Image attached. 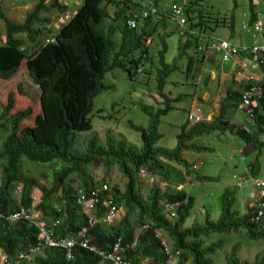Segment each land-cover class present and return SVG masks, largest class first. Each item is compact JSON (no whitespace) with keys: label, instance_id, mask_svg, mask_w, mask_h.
<instances>
[{"label":"trees","instance_id":"16d2710c","mask_svg":"<svg viewBox=\"0 0 264 264\" xmlns=\"http://www.w3.org/2000/svg\"><path fill=\"white\" fill-rule=\"evenodd\" d=\"M4 1L0 0V18H5L6 14ZM106 1L84 0L83 5L73 18L62 24L56 32L51 31V27H48L53 25L51 14H65L70 11V7L62 5L59 0H53L52 6L46 0H38L21 24L4 19L7 36L5 41H2L3 38L0 37V80L10 81L18 76L26 62L32 79L35 84L42 87L43 94L41 97L42 116L35 122L42 123L40 128L20 131L21 124L30 120L34 111L28 109L12 115L11 112L15 107L13 94L9 96L8 104L0 115V125L4 122L8 124L7 138L3 149L0 150V162H5L1 176L0 212L10 215L20 207L32 209L34 206L31 196L37 183L23 175L22 159L26 158L32 163L47 166L60 162L66 167L55 174L57 184L54 189L45 190L42 201L33 208V219L34 221L64 219V225L58 229L57 233L63 236H74L87 224L88 219L76 205L78 194L70 184L69 178L72 174L79 177L82 181L84 194H90V192L102 188L104 184L98 185L87 172V168L95 160L104 159L109 164H118L128 177L125 192L119 187L111 188L117 204L126 212V217L115 227L103 225L90 232V245L103 251H111L117 239L124 237V247L127 249L126 260L130 264H142L145 259L149 260L148 264H167L168 257L164 255L160 240L157 238V232L163 231L173 240L174 249L181 253L179 264H187L190 257L194 260V264H214L210 255L214 254L220 245L204 248L203 238L210 235H231L239 231H246L248 238L252 241L263 239L264 223L256 226L252 224V213L241 216L233 210L229 197L234 198L235 192L233 195L228 190L224 196V209L217 223L207 219L203 227L195 225L192 229L183 231L184 225L195 208V199L189 197L186 192L174 191L170 194L157 185L152 186L148 196L144 197L141 191L143 184L137 179L140 177V173L148 172L158 176L162 175L163 178L171 181L177 177L171 173L173 164L186 169V176L193 175V164L184 154L192 151L201 153L208 150L201 149L194 142L214 133L226 134L230 131L248 145L260 149L258 138L264 135V90L256 109L255 124L257 125L254 133H250L246 129H235L229 120V113L240 109L242 92L256 85L253 82L242 83L240 86L243 90L241 91L235 86L236 82H239L234 80L226 88L225 95L220 102L219 114L214 117L212 122L202 120L192 123L189 121L181 128V132L177 136V146L174 149L162 147L159 145L162 139V134L159 132L161 117L172 110L171 102L164 93V87L167 84V78L180 68L182 69L181 65L180 67L178 65L169 66L166 63L165 55L168 47L165 42L160 61L162 69L158 70L156 81L158 95L164 100L166 106L164 109L158 110L157 113L152 110L153 107L143 108V111L149 116L150 124L147 128L132 125V129L140 133L142 149L138 151L132 145L117 142L115 136L108 133V141L105 145L100 142L98 136H94L89 140L86 151L78 153V132L93 130V124L88 120L90 114L93 113V109L89 110L90 105L103 92L113 89L112 86L106 84L107 75L116 69H123L129 79L137 78L138 66L144 64L147 59L149 60L148 41L145 45L143 36H151L149 32L155 28L154 25L152 30L148 28L152 21L148 20L143 23L141 29H139L140 26L135 30L129 29L126 26L128 6L133 11H138V6L126 1L122 6L123 0H119L114 20L116 23H122V26L120 24L113 25L107 30L104 23L111 19L112 15L109 9L104 7ZM111 1L116 3L114 0ZM250 1L252 2V0ZM196 2H200V0H196ZM194 5L195 2L192 3L193 10ZM251 8H253L252 3ZM160 12L166 19L168 11L161 10ZM250 14L252 13L250 12ZM184 17L188 24L184 27L183 36L180 35L178 29V33L183 39L179 46L178 59L186 61L187 66L194 62L197 65L203 62L204 52L200 48L204 50L218 40L235 45L231 41L208 36V31L212 30V27L207 22L198 21V18L201 17L191 15L190 3ZM257 20H260V16L254 17L252 14L250 23L245 25L252 28ZM165 21L162 24L163 27H165ZM260 21L264 23V19ZM220 24L216 22L215 26L219 27ZM102 26H104V31ZM117 29L123 33V41L120 44L116 43L113 36ZM148 30L151 31L147 32ZM245 31L249 33V31ZM106 32H109L110 35ZM249 35L251 36V33ZM129 40L135 41V44L132 43V48L130 47L131 49L128 48L129 50L126 51L124 46ZM2 42L4 43L2 44ZM143 46L145 47L143 52L138 57L134 56L133 49ZM262 58L264 59V55ZM262 87L264 88V85ZM199 101L201 104L205 103L202 96ZM83 118L88 123L87 126L74 132L72 127L79 125ZM173 182L180 186L187 180L184 182L181 180L178 183L173 180ZM20 183L24 186L18 201L15 197V188ZM58 191H62L63 208L61 211L52 206V199H50ZM165 203L179 204L176 220L172 221L169 216L165 215ZM104 209L107 211V208ZM148 224H152L151 228L147 231L143 230V227ZM138 229L139 233L137 234ZM37 233V228L31 223L18 221L10 224L5 220H0V250L9 256H14L33 245L37 240ZM226 260L227 264H254L241 260L235 252L227 256ZM103 262L114 264L89 249L78 248L75 252V259L71 262L67 261L63 251L47 249L42 254L35 256L30 264H101Z\"/></svg>","mask_w":264,"mask_h":264},{"label":"rangeland","instance_id":"374dc122","mask_svg":"<svg viewBox=\"0 0 264 264\" xmlns=\"http://www.w3.org/2000/svg\"><path fill=\"white\" fill-rule=\"evenodd\" d=\"M20 1H4V9L6 11L5 18L19 24L25 21L27 15L33 10L38 0ZM80 1L82 2L83 0ZM155 1H157L160 11L165 10L168 12L166 14L165 27L162 26L164 22L152 20L150 25H154L155 28L152 30L149 25L148 28L152 31H147H151L149 32L151 36H143V42L146 45L148 41L147 48L149 49V60L147 59L145 63L141 65L144 68L143 73H137V78L133 80L129 79L127 73L123 69H116L107 75L106 84L112 86L113 89L103 92L95 99L93 113L90 114L88 118L89 122L93 124V130L78 132L79 143L77 151L79 154L86 151L89 140L94 136H98L100 142L105 145L108 141V133L115 136L117 142H125L128 145L136 147L138 151L142 149L143 145L140 133L133 130L132 125L147 128L150 124L149 116L143 111V108L152 105V110L157 113L158 110H162L166 106L164 100L158 95V84L156 81L158 70L162 69L160 61L165 42L168 47L165 55L166 63L169 66L178 65L180 67L181 65L182 67V69L180 68L182 71L178 70L167 78L166 85L168 87L165 88V92L172 91L173 99L174 97L176 99V97L180 95L181 100L173 102V100L169 99L172 110L167 115L161 117L159 132L162 134V139L159 145L168 149H174L177 146V136L181 132V128L189 123V121L192 122V120L189 119V112L192 108L194 93L198 92V88L192 84L193 76L187 77V74L183 72L187 62L178 59L179 46L183 39L178 33V24L171 19L169 12L173 5H180L182 0ZM186 1L190 3L191 15L201 17L198 18V21H202L203 23L207 22V24L212 27V30L208 31V36L232 42L236 40L234 37V30H236V34L240 35L236 40L237 42H250L249 34L243 29V26L248 24L247 16L249 15L250 0ZM46 2L50 3L52 6L53 0H46ZM67 2L68 3H64V5L68 7L72 5V7H74L65 14H51L52 22L54 23L48 26L51 27V31L56 32L62 24H65V21H70L81 6V2H78V6H75V0H67ZM191 2H195L194 10ZM104 7L108 8L112 15V18L104 23L106 29L109 30L113 25L118 26L120 24V26H122V23H116L114 20L117 15V3L107 0L104 3ZM193 12H196V14ZM5 18H0V37L3 38L2 41H5V37L7 36ZM57 19L62 20L63 23ZM216 22L221 23L219 27L215 26ZM104 26L101 27L103 31ZM142 26L143 23H140L139 29H141ZM119 29H117V32H115L116 34L113 35L117 44L123 41V33H121ZM106 33L110 35L109 32ZM3 43L4 42H2V44ZM132 43L135 44V41L129 40L124 46V50L127 51V49L132 46ZM143 48L145 47L134 48L133 55L138 57L143 52ZM183 64L186 65L183 67ZM194 79L197 80L196 77H194ZM173 81H175V83ZM171 82L173 84L170 86ZM240 87V84H238L237 88ZM12 94L14 95L15 102L14 110L11 112L12 115L28 109L34 111L33 117L21 124L20 131L30 128H40L42 123L35 122L42 116L41 97L43 90L40 85L35 84L28 71L26 62H24L18 76L10 81L0 80V115L4 112L8 104L9 96ZM201 96H203V93H201ZM245 116V112L242 109L235 110L231 112L229 120L240 125L245 120ZM203 121L207 122L206 119H203ZM7 127V122L0 125V150L3 149V144L7 138ZM194 143L196 145L198 144L201 149H203V147L213 148V151L209 153L203 151L201 153H196L192 151L184 154L193 165L199 160L203 162L201 171L194 173V180L191 179L192 175L186 176V169L178 166H176L178 170L171 166L172 175L175 177L177 176L171 181L166 180L162 175L158 176L157 174H150L148 172L140 173V177L137 178L143 184L141 191L144 197L148 196L151 187L154 185L172 194V192L177 191V188H181V186L178 187L175 185L173 180H176L177 183L181 180L183 182L187 180L183 188L186 194L195 199V208L186 225H184L183 231L192 229L195 225L203 227L207 219H210L213 223H217L220 220L224 209V196L227 194L228 190L233 194V186L238 184V179L241 182H243L242 178L246 179L248 173L247 169L256 159V154L259 151L254 149L253 153L242 155L241 151L244 147H247L248 144L230 131L226 134L214 133L210 136H204ZM4 164L5 162H0V179L3 175ZM65 167L66 166L60 164V162L47 166L32 163L26 158L22 159L23 175L29 179L35 180L37 183V187H34L32 191L35 197L33 202L34 206L31 209L33 215V208L42 201L45 190L50 191L56 186L55 174ZM87 172L98 185L107 184L111 185V188L119 187L122 191H126L128 177L123 173L118 164H109L107 160L98 159L87 168ZM204 173L209 176H207L208 179L204 181L198 180L204 176ZM210 177L213 178V180H210ZM69 182L77 191L78 196L83 194L82 181L76 174L70 176ZM248 189L251 191L250 187ZM19 194L20 190H15V197L18 201L20 200ZM237 196H239V192L236 191V196H234V198L232 196L229 197L230 201H232L233 210L235 211L240 210L235 202ZM50 199H52L51 204L54 208L58 210L63 208V203H61L62 191H58L57 194L54 197H50ZM102 210L105 212V209ZM80 211L83 212L84 209L81 208ZM243 213H245V211H243ZM165 215L169 216L166 211ZM125 217L126 212L124 211L123 219ZM148 225L151 226L152 224ZM138 233L139 229L137 230V234ZM161 233L163 238L173 247V240L163 231H161ZM202 242L204 243V248L220 245V248L217 249L214 254L210 255L214 260V264H227L226 258L233 252H235L241 260H246L254 264H264V238L258 241H252L248 238L246 231H239L231 235H210L209 237L203 238ZM101 264L106 263L103 262ZM187 264H194L192 257H190Z\"/></svg>","mask_w":264,"mask_h":264},{"label":"built area","instance_id":"2783aa9c","mask_svg":"<svg viewBox=\"0 0 264 264\" xmlns=\"http://www.w3.org/2000/svg\"><path fill=\"white\" fill-rule=\"evenodd\" d=\"M119 1V0H114ZM125 1L133 3L138 6V11H129V15L126 19V26L135 30L139 28L140 23L145 21L156 19L157 21L164 22L165 18L160 12V9L155 0H123L122 6L125 5ZM264 1V0H263ZM264 8V2L262 3ZM189 3L186 0H182L180 5H173L170 9V17L178 24L180 35L183 36L184 27L187 26L186 12L188 11ZM264 17V16H262ZM68 21H65L66 23ZM244 30L249 31L252 36L253 43L250 46H236L231 45L225 41H216L206 49L217 51L222 53V61L229 62L235 57L246 55L251 57V61L256 64H261L264 69V23L260 20L254 24L252 28L248 25L244 26ZM54 41V40H53ZM201 51L203 48H200ZM144 68L138 66L137 73L142 74ZM263 91L259 85H253L242 92L240 108L245 112V115L250 123L256 121V109L259 106ZM200 115L192 113L189 119L193 123L202 121ZM249 177V183L251 187L259 192H262L263 196L260 197L258 203L252 212V224L256 226L263 225L264 223V176L255 177L252 175V167L247 169ZM246 179L242 178V181ZM1 186V180H0ZM22 192V187L18 186L16 190ZM19 194V195H20ZM35 200L34 195L31 196ZM76 205L81 209L83 208V214H88V222L83 226L74 236H63L57 233L58 229L64 225V219H51L46 221H34L30 209L23 207L18 208L15 213L6 215L0 212V220H5L10 224H14L18 221H24L31 223L37 228V240L33 245H30L26 250L20 251L14 256H9L0 250V264H30L32 259L42 254L47 249H58L64 252L68 262L75 259L74 253L78 248L89 249L99 254L101 257L113 262L114 264H130L126 260L127 249L124 247V237H119L115 242L111 251H103L90 245L89 234L93 230L97 229L101 225L107 227H115L123 220L124 209L117 204V200L112 195L111 186L104 185L102 188H98L90 194H80ZM107 208V211L102 209ZM179 205L172 203H165L164 209L169 217L174 221L177 218V211ZM61 211V209L59 210ZM104 214V215H103ZM101 215V216H100ZM151 226L147 225L143 227V230L147 231ZM157 238L160 240L163 253L168 257L167 264H179L181 253L176 251L169 243L163 238L161 232H157ZM133 249L135 246L133 245ZM149 260L145 259L142 264H148Z\"/></svg>","mask_w":264,"mask_h":264},{"label":"crops","instance_id":"0c3cea01","mask_svg":"<svg viewBox=\"0 0 264 264\" xmlns=\"http://www.w3.org/2000/svg\"><path fill=\"white\" fill-rule=\"evenodd\" d=\"M63 3H68L67 0H59V2ZM75 6H78V2H81L80 0H75ZM84 1V0H83ZM83 1L81 2V6L83 5ZM253 5V8L250 9L249 6V15L248 17V23H250V19H251V15L253 14V16L258 17L260 16V20L264 19V8L262 6V0H252V2L250 1V5ZM80 6V7H81ZM70 7V10L72 7ZM166 8V7H165ZM76 11V10H75ZM129 11H133L132 8H130L128 6L127 9V14L126 17H128L129 15ZM250 12L252 14H250ZM58 21L62 22V20L57 19ZM54 24V23H53ZM151 29H153V26H150ZM179 29V28H178ZM249 34V33H248ZM234 37L237 40V38L240 35L236 34V30H234ZM250 38V42H237L232 41L233 44L238 45V46H244V45H250L252 44V39L251 36L249 35ZM215 63V64H214ZM183 64L182 66L184 67ZM200 68V70H199ZM184 73L187 74V77L189 76H193V80H192V84L198 88V92L194 93V99L192 101V108L190 109L189 112V116L192 113H197L200 115V117L203 119H206L207 122L208 121H213L214 117L217 116L219 114V107H220V102L222 101L224 95H225V91L226 88L231 85L233 83L234 80H237L239 83L236 82V87L238 84H242V83H255L256 85H259L261 87V90L263 91L264 88L262 87V85H264V69L262 67L261 64H256L253 63L251 61V57L246 56V55H241L240 57H235L234 59H232L229 62H223L222 61V53L217 52V51H212L210 49H205L204 51V61L201 62L200 64H194L192 63L191 65L184 67ZM194 77H196L195 80ZM216 79H219L221 82L220 85V89H219V94L217 97H209L208 99V93H210L213 90V87L215 85ZM195 80V81H194ZM208 81V84H206V82ZM175 83V81H173ZM173 83H170V86ZM197 84V85H196ZM198 86V87H197ZM168 87L167 85L164 87V93L167 95L168 99L173 100V102H177L181 100V96H177L176 99L174 97H172V91L169 92H165V88ZM241 91L243 90V88H239ZM201 93H203V100H204V104H200V96ZM209 104L211 109H207L206 104ZM149 107H152V105H150ZM238 110H241L238 109ZM213 115V116H212ZM229 116H231V113H229ZM231 122V126H234L235 129H246L247 131H249L250 133H254L256 131V125L255 122L250 123V121H248L247 117L245 116V120L243 121L242 124L237 125L235 123ZM264 135H262L261 137L258 138V146L260 147V149H258L256 146L253 145H248L247 147H244V149L241 151L242 155H247L250 153H253L254 149L259 150L256 154V159L249 165L250 167H252V175L253 176H257V177H261L264 176ZM206 148V147H203ZM208 150L204 151L205 153H209L210 151H213V148L208 147L206 148ZM234 154V152H233ZM199 160V159H198ZM191 162V161H190ZM203 166V162L202 161H197L196 163H194L193 165V169H194V173H198L199 171H201ZM173 168H176V165H172ZM197 169V170H195ZM178 170V169H177ZM194 175V174H193ZM191 177V179L194 180V177ZM203 181L208 179V175L206 173L203 174ZM208 176V177H207ZM202 177L199 178L200 180H202ZM249 177L250 175H246V180L241 182L239 181L238 177V184H235L233 186V192L236 191L239 192V196H237V199L235 200L236 205L240 208V210L236 211L238 212L241 216L246 215L248 213H252L254 207L256 206V204L258 203L260 197L263 196L262 192L256 191L254 189H252V187L249 185ZM210 180H213V178H209ZM187 183V182H186ZM184 183V184H186ZM184 184L180 185L181 188H177L176 192H186L184 191ZM194 184V182H193ZM178 186V187H180ZM251 188L250 189L248 188ZM191 197V196H189ZM193 198V197H191ZM240 211V212H239ZM243 211H245V213H243ZM76 252V251H75ZM75 256V253H74Z\"/></svg>","mask_w":264,"mask_h":264},{"label":"water","instance_id":"95a60500","mask_svg":"<svg viewBox=\"0 0 264 264\" xmlns=\"http://www.w3.org/2000/svg\"><path fill=\"white\" fill-rule=\"evenodd\" d=\"M220 85H221L220 80L219 79H216V82H215V85L213 87V90L210 93H208V99H209V97H216L219 94ZM206 105H207L206 107L210 110L211 109L210 105L208 103ZM93 107H94V103H92V105H90L89 110H92ZM87 124L88 123L85 122V120L83 118L82 119V122L79 125H74L72 127L73 128V131L74 132H77V131L83 129L84 127H86Z\"/></svg>","mask_w":264,"mask_h":264},{"label":"clouds","instance_id":"9594fccd","mask_svg":"<svg viewBox=\"0 0 264 264\" xmlns=\"http://www.w3.org/2000/svg\"><path fill=\"white\" fill-rule=\"evenodd\" d=\"M116 3H117V2H116ZM66 23H67V22H66ZM201 119H202V118H201ZM0 180H1V186H2V178H1ZM1 186H0V187H1ZM18 186L22 187V191H23V186H22L21 184H17L16 188H17ZM16 188H15V190H16ZM83 194H84V192H83ZM20 195H21V194H20ZM20 195H19V196H20ZM78 197H79V196H78ZM77 199H78V198H77ZM178 205H179V204H178ZM19 207H20V206H19ZM178 209H179V208H178ZM61 210H62V209H61ZM30 211L32 212L31 209H30ZM80 212H81V211H80ZM81 213H82V212H81ZM82 214H83V213H82ZM177 214H178V211H177ZM84 215H86V214H84ZM103 215H104V214H103ZM32 216H33V214H32ZM86 216H87V219H88V214H87ZM176 219H177V218H176ZM176 219H175V220H176ZM87 222H88V220H87ZM101 226H103V225H101ZM98 228H99V227H98ZM95 230H96V229H95ZM57 231H58V230H57ZM93 231H94V230H93ZM93 231H92V232H93ZM89 235H90V234H89ZM88 237H89V236H88Z\"/></svg>","mask_w":264,"mask_h":264}]
</instances>
